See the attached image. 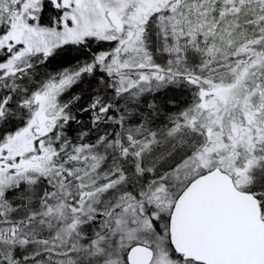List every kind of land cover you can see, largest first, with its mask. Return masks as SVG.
<instances>
[{
	"label": "rangeland",
	"instance_id": "1",
	"mask_svg": "<svg viewBox=\"0 0 264 264\" xmlns=\"http://www.w3.org/2000/svg\"><path fill=\"white\" fill-rule=\"evenodd\" d=\"M15 1L0 0V26L4 8ZM105 4L121 29L115 34L108 22L101 59L85 49L99 20L80 12L71 39L74 70H48L47 58L64 47L54 42L35 70L0 76V264H75V250L78 264H127L136 244L152 249L151 264H191L169 245L167 219L183 187L214 168L259 200L264 220V55L247 52L253 31H264V0ZM85 72L97 87L69 107L64 101ZM137 90L150 94L140 103L127 99ZM168 93L162 116L142 111L139 118L136 106L153 108ZM171 95L180 98L174 103ZM37 96L46 102L36 104ZM114 107H134L125 135L144 130L149 140L128 151L113 133L84 151L96 167L81 178L83 198L70 205L60 198L66 189L59 159L72 148L52 143L71 129L72 114L87 113L95 124ZM40 111L48 123L37 135Z\"/></svg>",
	"mask_w": 264,
	"mask_h": 264
},
{
	"label": "water",
	"instance_id": "2",
	"mask_svg": "<svg viewBox=\"0 0 264 264\" xmlns=\"http://www.w3.org/2000/svg\"><path fill=\"white\" fill-rule=\"evenodd\" d=\"M114 27L117 18L107 14ZM45 116L37 117L39 130ZM264 128V123L262 124ZM173 252L196 264H264V220L259 200L240 191L219 169L192 179L176 197L168 218ZM153 251L143 244L129 248L127 264H151Z\"/></svg>",
	"mask_w": 264,
	"mask_h": 264
},
{
	"label": "flooded vegetation",
	"instance_id": "3",
	"mask_svg": "<svg viewBox=\"0 0 264 264\" xmlns=\"http://www.w3.org/2000/svg\"><path fill=\"white\" fill-rule=\"evenodd\" d=\"M4 10V22L0 26L3 27L2 30L0 29V35L4 36L5 39V43L2 44L0 42V76L10 73L15 74L17 71L20 74H27L30 66L31 68L34 67V63L43 58L44 47L54 42H61L64 47L51 54L47 58L46 63L53 56L64 50L71 55V39L78 28L77 17L80 12L90 13L91 16L99 20V22H96L97 24L91 25L87 32L86 54L91 57L98 56L101 59V54L107 51L105 46L108 44L106 36L107 24L109 22L107 14L109 12L106 8L105 0H72V3L71 0H17L13 3L10 2ZM116 18L118 26L114 27L111 25L112 31L115 34L121 29L120 21L118 17ZM253 35L247 47L248 54L250 56L264 55V31L260 28L253 31ZM67 68L71 69V62H69V65L57 68L56 70H67ZM45 102L46 99L44 97H36V104H44ZM64 102L71 107L70 91ZM39 113V116H45V122L40 133L42 134L48 123V117L45 112L40 111ZM3 116V104L0 103V119ZM263 123L264 121L261 123V127ZM36 130L39 129H34L35 133ZM178 257L182 259L181 256ZM182 261L196 264L183 259Z\"/></svg>",
	"mask_w": 264,
	"mask_h": 264
},
{
	"label": "trees",
	"instance_id": "4",
	"mask_svg": "<svg viewBox=\"0 0 264 264\" xmlns=\"http://www.w3.org/2000/svg\"><path fill=\"white\" fill-rule=\"evenodd\" d=\"M78 59V58H77ZM75 57L73 54V51L71 50V55L67 51H61L59 54L53 56L50 61L46 63V66L48 70H56L60 67H65L69 65V62H71V70H74L76 68L75 66ZM46 68V69H47ZM89 75L85 72V74H81L78 79L76 80L74 91L71 92V98H80V100H74L71 99V103H78L79 101H84L89 99V96L91 94V91L96 89L97 85L94 81L90 80ZM150 82L149 86L151 89ZM138 91V90H137ZM141 93V94H140ZM150 92L142 93L138 91L137 97L136 96H130L127 97L129 100H137V102L140 103V101H143L146 99L145 96H149ZM128 95V94H126ZM173 98V102H177L180 98L178 95H171ZM170 99V93L168 95H163L161 97H157L155 99V104L152 107H142L138 105L136 106L138 113V116L140 119L143 120V113L142 111H149V112H155L153 115H150L151 118H158L159 116H162L163 113L166 112V109L169 108V100ZM131 108V107H127ZM139 109V110H138ZM132 111H124L123 109H119L118 107L111 108L107 111L106 115L104 116V119L102 121H99L95 124L92 122H89L91 118V115L86 116L87 113H74L72 114L73 119L71 120V129L68 126L67 128H64L62 130L63 136L61 139L57 142H53L52 145L54 148H58L59 145L66 144L71 146L72 151L66 153V155L59 159V163L63 165L61 170L59 171V174L61 175V181L64 186V189H66V192L60 193V198H66L68 197L70 201V205L74 204L77 199H82L85 195V191L82 188L81 185V178L86 175L88 172L93 170L96 167V164L92 161L88 156H85L83 153L87 149L99 144L104 139H107V137L110 134L116 133L118 134V141L122 144L124 150L128 151H134L135 149H141L143 147V144L145 142H148V135L144 130H131V132L128 135H125V123L127 121L131 120V117L134 115H137L135 108H131ZM134 110V111H133ZM141 110V111H140ZM79 122H78V120ZM146 121V117H144ZM70 124V123H69ZM112 132V133H111ZM70 170V171H69ZM57 179H59V176L57 177V174L55 176ZM67 182L71 183V189L67 186ZM235 184V182H234ZM236 186V185H235ZM185 187V186H184ZM183 187V188H184ZM71 190V191H70ZM183 190V189H182ZM181 190V191H182ZM180 191V192H181ZM179 192V193H180ZM178 193V194H179ZM177 194V196H178ZM62 198V199H63ZM66 200V199H65ZM67 204H69V201H67ZM75 264H78L76 262V259H78L81 255H78V250H75ZM84 248L83 246H80V253L83 254ZM78 255V256H77Z\"/></svg>",
	"mask_w": 264,
	"mask_h": 264
}]
</instances>
